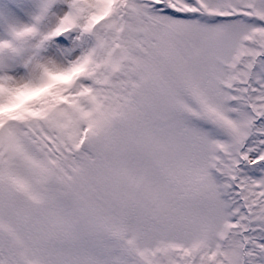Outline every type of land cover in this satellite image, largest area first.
<instances>
[{
    "label": "snow or ice",
    "instance_id": "snow-or-ice-1",
    "mask_svg": "<svg viewBox=\"0 0 264 264\" xmlns=\"http://www.w3.org/2000/svg\"><path fill=\"white\" fill-rule=\"evenodd\" d=\"M0 264H264V0H0Z\"/></svg>",
    "mask_w": 264,
    "mask_h": 264
}]
</instances>
